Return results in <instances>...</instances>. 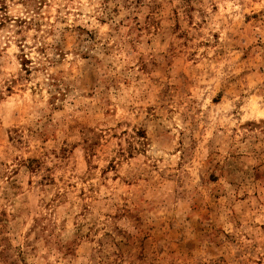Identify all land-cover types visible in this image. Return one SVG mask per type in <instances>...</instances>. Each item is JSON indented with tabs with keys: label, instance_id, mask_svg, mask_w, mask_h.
I'll return each mask as SVG.
<instances>
[{
	"label": "rangeland",
	"instance_id": "obj_1",
	"mask_svg": "<svg viewBox=\"0 0 264 264\" xmlns=\"http://www.w3.org/2000/svg\"><path fill=\"white\" fill-rule=\"evenodd\" d=\"M0 264H264V0H0Z\"/></svg>",
	"mask_w": 264,
	"mask_h": 264
}]
</instances>
